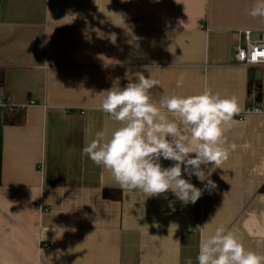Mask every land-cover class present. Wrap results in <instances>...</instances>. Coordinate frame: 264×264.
<instances>
[{
    "label": "crops",
    "instance_id": "1",
    "mask_svg": "<svg viewBox=\"0 0 264 264\" xmlns=\"http://www.w3.org/2000/svg\"><path fill=\"white\" fill-rule=\"evenodd\" d=\"M255 3L0 0V264H197L196 228L217 211V224L264 254V65L234 60L240 33H264ZM138 73L160 82L153 102L205 86L239 100L225 134L236 150L212 173L214 189L190 178L202 189L195 204L171 192L143 202L82 153L96 131L110 138L119 126L99 93ZM4 103L25 107L24 123ZM254 108L262 113L243 116Z\"/></svg>",
    "mask_w": 264,
    "mask_h": 264
},
{
    "label": "clouds",
    "instance_id": "2",
    "mask_svg": "<svg viewBox=\"0 0 264 264\" xmlns=\"http://www.w3.org/2000/svg\"><path fill=\"white\" fill-rule=\"evenodd\" d=\"M249 15L264 17V0H256ZM111 37L115 43L116 35ZM159 83L138 73L135 82L99 93L103 95L100 110L119 126L110 138L103 130L96 131L82 153L110 171L122 189L141 193L143 202L171 192L184 205L195 204L202 189L190 178L207 181L208 190L216 187L211 175L236 150L234 143L227 144L225 134L238 123L234 118L241 106L236 96H222L207 86L199 94L165 95L153 102L150 90ZM182 85L183 77L176 86ZM161 158L172 165L162 167ZM217 213L196 228L202 232L197 264H264V254L246 248L236 229L216 223ZM186 264H192L191 259Z\"/></svg>",
    "mask_w": 264,
    "mask_h": 264
},
{
    "label": "built area",
    "instance_id": "3",
    "mask_svg": "<svg viewBox=\"0 0 264 264\" xmlns=\"http://www.w3.org/2000/svg\"><path fill=\"white\" fill-rule=\"evenodd\" d=\"M239 43L234 52V60L236 63L247 67H258L264 65V33L255 35L252 31L246 30L240 33ZM3 98L0 96V104ZM34 104V103H32ZM4 107L10 111L21 110L25 111V107L13 108L7 104ZM262 110L259 108L246 109L243 116L249 114H261Z\"/></svg>",
    "mask_w": 264,
    "mask_h": 264
},
{
    "label": "trees",
    "instance_id": "4",
    "mask_svg": "<svg viewBox=\"0 0 264 264\" xmlns=\"http://www.w3.org/2000/svg\"><path fill=\"white\" fill-rule=\"evenodd\" d=\"M4 81H5V75H4V71L0 70V88L3 87L4 85ZM8 112L12 113L13 115H15L16 117H20V123H24L25 121V117H24V113L25 111H21V110H14V111H10L7 110ZM261 191L264 193V185L261 189ZM103 196L105 199H111V200H116V201H120L121 200V193L119 191H104Z\"/></svg>",
    "mask_w": 264,
    "mask_h": 264
}]
</instances>
